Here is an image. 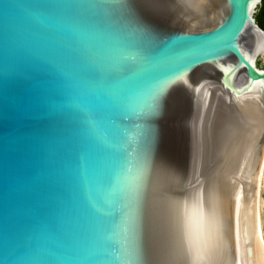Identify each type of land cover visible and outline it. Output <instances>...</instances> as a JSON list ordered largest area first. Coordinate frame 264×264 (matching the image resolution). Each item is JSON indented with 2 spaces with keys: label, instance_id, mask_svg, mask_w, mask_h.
Instances as JSON below:
<instances>
[{
  "label": "water",
  "instance_id": "water-1",
  "mask_svg": "<svg viewBox=\"0 0 264 264\" xmlns=\"http://www.w3.org/2000/svg\"><path fill=\"white\" fill-rule=\"evenodd\" d=\"M263 0H0V264H264Z\"/></svg>",
  "mask_w": 264,
  "mask_h": 264
},
{
  "label": "trees",
  "instance_id": "trees-1",
  "mask_svg": "<svg viewBox=\"0 0 264 264\" xmlns=\"http://www.w3.org/2000/svg\"><path fill=\"white\" fill-rule=\"evenodd\" d=\"M258 22L264 28V2L263 6L261 7L260 17L258 16Z\"/></svg>",
  "mask_w": 264,
  "mask_h": 264
},
{
  "label": "rangeland",
  "instance_id": "rangeland-1",
  "mask_svg": "<svg viewBox=\"0 0 264 264\" xmlns=\"http://www.w3.org/2000/svg\"><path fill=\"white\" fill-rule=\"evenodd\" d=\"M263 2H264V0H263ZM260 11H261V6H259V9H258L257 20H258V16L260 17Z\"/></svg>",
  "mask_w": 264,
  "mask_h": 264
}]
</instances>
